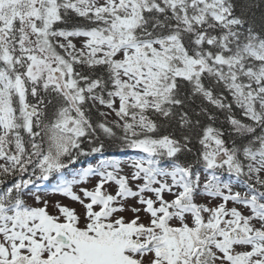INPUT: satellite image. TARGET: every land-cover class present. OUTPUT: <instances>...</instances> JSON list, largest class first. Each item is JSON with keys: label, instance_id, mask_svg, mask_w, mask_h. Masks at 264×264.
<instances>
[{"label": "snow or ice", "instance_id": "6c2138e0", "mask_svg": "<svg viewBox=\"0 0 264 264\" xmlns=\"http://www.w3.org/2000/svg\"><path fill=\"white\" fill-rule=\"evenodd\" d=\"M261 5L0 0V264H264Z\"/></svg>", "mask_w": 264, "mask_h": 264}, {"label": "rangeland", "instance_id": "374dc122", "mask_svg": "<svg viewBox=\"0 0 264 264\" xmlns=\"http://www.w3.org/2000/svg\"><path fill=\"white\" fill-rule=\"evenodd\" d=\"M117 159H121V160H130V159H133L135 158V154H131V155H122V156H116ZM93 163H95V161H93ZM49 196L51 199H61V197H59L58 195L52 193L51 191H49ZM64 202H67V201H64ZM29 203H31V201H29Z\"/></svg>", "mask_w": 264, "mask_h": 264}, {"label": "trees", "instance_id": "16d2710c", "mask_svg": "<svg viewBox=\"0 0 264 264\" xmlns=\"http://www.w3.org/2000/svg\"><path fill=\"white\" fill-rule=\"evenodd\" d=\"M257 2H259V0H257ZM261 8H264V5H261ZM259 11H260V9L257 10V15H259ZM113 153H115L114 149H113Z\"/></svg>", "mask_w": 264, "mask_h": 264}]
</instances>
